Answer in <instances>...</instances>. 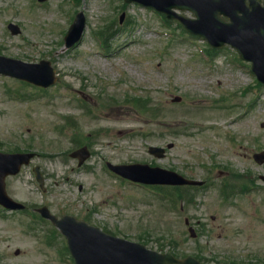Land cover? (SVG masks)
Wrapping results in <instances>:
<instances>
[{
    "label": "rangeland",
    "instance_id": "obj_1",
    "mask_svg": "<svg viewBox=\"0 0 264 264\" xmlns=\"http://www.w3.org/2000/svg\"><path fill=\"white\" fill-rule=\"evenodd\" d=\"M258 1L264 5V0ZM33 2L0 0V51L31 62L46 56L44 59H49L56 69L58 80L37 101L30 102L24 101L22 95L26 90L34 93L32 89L24 90L15 80L0 78V151L26 145L36 153L33 165L43 166L49 175H45L46 197L34 188L30 167L22 170L12 188L8 183L9 195L30 208L50 203L56 213L87 219L118 237L141 242L160 252H169L174 246L187 255L202 247L205 256L221 261L210 260V264H222L228 255L244 261L264 260V190L255 188L252 194L238 197L241 208L223 206L217 193L221 181L215 179L219 169L250 172L257 184V175L264 174V167L250 161L253 152L264 149V128L260 127L264 124V88L253 87L257 91L242 93L255 82L249 66L234 62V53L229 48L216 53L212 62L205 61L200 51L204 43L182 37L178 30L173 32L154 13L138 6L126 5L123 11L126 18L119 25L122 3L116 0H81L88 19L83 39L69 53L58 55L74 7L68 0H51L47 5H32ZM57 2L65 8L55 13ZM107 21L113 22L115 35L107 49L100 52L101 46L92 32L104 28ZM7 22L19 24L23 36L6 37L3 27ZM73 89L84 90L93 97L88 102L95 106L100 117L115 107L119 118L113 122L106 120L105 125L80 120L85 135L100 130L101 140L95 142L98 145L94 148L102 153L81 169L63 157L73 148L69 138L53 135L49 125V119L57 120L56 115L52 117L57 110L51 107L56 101L61 105L59 112L80 117V110L66 105L78 106L74 101L76 95L69 94ZM144 91L153 94L154 101L161 105L160 118L152 123L143 121L133 105H129L130 109L113 103L106 108L99 105L106 99H123ZM226 95L234 97V110H212L215 99ZM176 96L182 99L177 104L172 102ZM37 103L46 108L34 105ZM207 121L220 125L217 134L209 129ZM176 123L182 128H176ZM119 131L124 134L117 136ZM125 139L148 140L134 144ZM165 142H172L175 147L166 160L156 162L160 166H176V159L184 160L193 164L189 169L201 177L210 173L214 164L217 166L211 173L214 187L207 189L206 195L205 191L201 193L195 200L197 206L185 208V215L169 199L151 189L121 182L105 169V159L101 164L103 156L114 163L150 160L145 150L148 145ZM138 146L141 148H135ZM193 146L198 155L192 154ZM119 147L124 148L118 150ZM56 151L61 160L52 162L47 154L51 156ZM68 175L71 180H67ZM30 214L0 211V264H72L63 247L64 239L58 236L56 244L48 248L41 236L49 232L45 225L40 233L35 228L27 230L35 224L30 221ZM184 216H192L206 225L199 229L201 236L197 242L189 239Z\"/></svg>",
    "mask_w": 264,
    "mask_h": 264
},
{
    "label": "water",
    "instance_id": "obj_2",
    "mask_svg": "<svg viewBox=\"0 0 264 264\" xmlns=\"http://www.w3.org/2000/svg\"><path fill=\"white\" fill-rule=\"evenodd\" d=\"M203 6H207V10L210 12L221 11L225 16L236 17V14L241 13L242 17H238L235 21H238L235 25L222 23L217 28L198 31L199 34L203 35L212 42L215 46L222 45L221 42H227L232 46L236 47L240 53L256 60L258 63L264 64V8L257 6L256 3L250 1L251 10H247L244 6V0H224V2L217 1L215 4L225 5L223 10H219L213 4L208 5L207 0H201ZM202 10H206L202 7ZM196 15L201 14L198 10L193 9ZM215 21L220 22L216 15ZM81 30L76 34L75 41L78 40ZM260 57V61H259ZM264 66V65H263ZM264 71V68L262 69ZM258 79L264 82V72L257 73ZM93 231V230H92ZM98 236L99 234L96 233ZM101 235V234H100ZM69 241L72 251L75 252L76 257L80 258L84 263L87 264L85 257L90 256L93 253L90 243H86L83 247L80 245V241L76 234L70 235ZM96 253V252H95ZM93 256L89 258L91 264H96L97 260ZM170 260L160 261L157 264H170Z\"/></svg>",
    "mask_w": 264,
    "mask_h": 264
},
{
    "label": "bare ground",
    "instance_id": "obj_3",
    "mask_svg": "<svg viewBox=\"0 0 264 264\" xmlns=\"http://www.w3.org/2000/svg\"><path fill=\"white\" fill-rule=\"evenodd\" d=\"M115 114H116L115 111H113L111 114L106 116V119L107 120H116L117 118H116Z\"/></svg>",
    "mask_w": 264,
    "mask_h": 264
}]
</instances>
